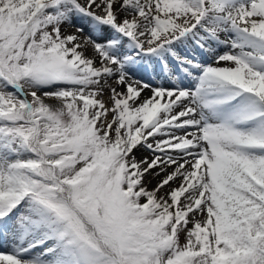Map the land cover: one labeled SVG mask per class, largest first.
I'll return each instance as SVG.
<instances>
[{
	"label": "snow or ice",
	"instance_id": "1",
	"mask_svg": "<svg viewBox=\"0 0 264 264\" xmlns=\"http://www.w3.org/2000/svg\"><path fill=\"white\" fill-rule=\"evenodd\" d=\"M0 264H264V0H0Z\"/></svg>",
	"mask_w": 264,
	"mask_h": 264
}]
</instances>
